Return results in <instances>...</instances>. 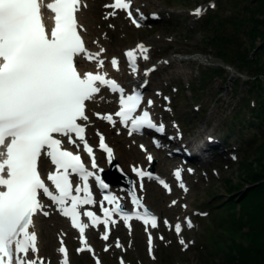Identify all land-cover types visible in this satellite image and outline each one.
Segmentation results:
<instances>
[{
    "label": "snow or ice",
    "instance_id": "snow-or-ice-1",
    "mask_svg": "<svg viewBox=\"0 0 264 264\" xmlns=\"http://www.w3.org/2000/svg\"><path fill=\"white\" fill-rule=\"evenodd\" d=\"M83 7H87L83 0H0V264H45L38 255V235L33 220L38 214H49L45 210L48 206L45 198L58 205L62 215L78 229L83 246L76 249L77 253L93 251L85 238L89 225L81 221L80 208L95 203L89 187L90 178L102 189H107L108 185L86 166L80 153L90 158L91 169H98L94 149L85 134L90 120L88 104L104 99L100 95L102 88L119 94V109L114 115L125 127L131 125L129 134L141 129L164 131V125L155 123L147 109L141 110L143 96L139 91L133 89L131 94H126L117 80L108 78L107 72L79 70L81 60L94 62L96 68L103 69L101 56L106 51L100 47L98 52H92L86 47L82 35L86 29L78 19ZM104 7L112 10L108 13L110 16H115L116 10L124 11L131 22L140 27L138 20L133 18L131 0H114ZM202 11L197 8L193 14L200 16ZM135 12L139 13V9ZM138 53L143 60L149 59L148 48L142 43L124 53L133 74L138 71ZM110 63L119 70L115 57ZM154 70L155 66L145 69L144 74L147 76ZM153 103L147 100L149 107ZM93 115L110 124L116 123L113 114L94 112ZM97 135L99 148L111 161L112 149L102 134L98 132ZM141 148L146 151L143 145ZM43 159L50 161L49 170L44 173L39 166ZM147 159L151 162L153 157L148 155ZM133 171L141 178H151V173L136 167ZM173 174L180 180L179 169ZM74 176L79 181L75 187ZM159 182L168 188L163 180ZM180 187L184 188L183 183ZM104 200L115 208L111 211L102 208L103 220L92 211L83 212L92 226L105 227L102 239L109 238L107 226L113 211L120 213L126 223L135 218L153 229L158 227L157 217L144 208L134 191L131 201L137 208L144 209L142 214L124 212L115 195L105 196ZM163 223L173 227L167 220ZM186 223L192 227L190 220ZM174 230L177 236L181 234L180 222L174 225ZM179 243L187 246L183 239ZM60 244L58 252L63 255L60 264H69L63 240ZM116 247H121L118 241ZM148 249L151 254V234Z\"/></svg>",
    "mask_w": 264,
    "mask_h": 264
},
{
    "label": "rangeland",
    "instance_id": "rangeland-1",
    "mask_svg": "<svg viewBox=\"0 0 264 264\" xmlns=\"http://www.w3.org/2000/svg\"><path fill=\"white\" fill-rule=\"evenodd\" d=\"M105 1L108 0H91L92 3L98 4L100 9L103 8L102 3ZM207 1L137 0V5L147 11L155 10L163 14V19L152 23L151 27L144 25L134 28L121 15L105 20L104 11L95 16L96 25L101 34L118 49L133 46L137 41H145L152 47L148 64L156 63L164 58H171L170 64L162 63V67L153 74L151 81L153 90L163 89L166 95L169 93L173 97L171 101L173 111L164 99H161V104L156 111L159 116L162 114V117L168 119L171 124L170 128L175 129V118L178 119L186 132V137L193 140L199 139V137L203 138L212 131L221 136L225 134L231 136L236 133L232 129L235 122L234 115L236 110L243 106L242 100L247 88L245 78L238 75L237 72L240 71L243 75L245 73L250 75L251 72L231 60L224 62L216 52L214 44L209 40L216 31L224 30L228 33L236 29L237 36L242 39L240 48L248 46L250 42L247 38L248 34H246V20L242 19L245 16L242 9L243 0H240L238 7L230 0H217L216 8H208L209 14L215 17L210 26L202 23L200 17L190 13L189 10L195 4ZM95 9L96 7H94L93 14H96ZM213 25L214 27H212ZM256 43L259 44V40ZM232 51H234L233 46ZM180 55L191 59L178 58L177 56ZM226 65L230 66L232 70L228 68L223 71L222 75L227 78L232 74L231 71L234 73L227 79L228 85L224 86L225 84L218 77H212L214 72L211 67L220 71ZM203 73H207L211 78L205 80ZM195 103L199 104V111L195 109ZM112 135L123 141V149L126 153L120 158L117 157V160L124 170H128V163L131 161L139 160L145 163L143 153L137 145L139 140L134 141L124 135H117L115 132H112ZM259 139L261 137L258 139L245 137L243 143L248 148L247 150L246 148L238 150V160L228 162L222 158H214L215 163L209 168L199 169L195 175L189 176V189L187 192H177L175 197L179 198V201L173 208L167 205L171 196L165 195L158 186L149 184L147 200L162 215L175 216L180 212L193 213L199 209L203 212L209 210V214L194 216V227L187 229L183 234L186 242L188 239L193 240V244H188V247L181 246L173 233L166 232V240L157 242L156 259L148 257L145 250V236L141 231H136L133 237L126 234L123 238L124 245L129 247L128 245L131 244L130 248H127V259L132 264L236 263L235 259H227L229 253H225L227 249L224 250V246L226 245L227 248V241L233 239L232 218L238 215L237 207L233 212H230L222 205L216 208H213V205L218 206L220 201L236 198L238 192L233 191L232 187L240 185L242 190V186L249 181L250 171H258L263 156ZM234 140L237 144L235 145L238 146V140ZM131 150L140 153L141 156L134 155L130 152ZM156 157L155 167L168 173L172 165L167 166V163L162 165L164 160L168 161V157L165 153L160 152ZM179 160L177 158V161ZM262 162H264V158ZM183 202L188 205L189 209H182L181 203ZM59 229L60 227L55 229L50 227L48 239L52 243L46 247V250H43V253L53 255L56 252L55 236ZM247 230L248 227L244 226L241 232L234 235L240 236L241 242L245 243L247 238L240 234ZM118 253L119 251L110 261L112 264H117L115 257ZM230 253L236 254L233 249ZM73 257L77 264L88 259L87 254L84 256L74 254ZM106 257L110 260L111 255L107 254Z\"/></svg>",
    "mask_w": 264,
    "mask_h": 264
},
{
    "label": "trees",
    "instance_id": "trees-1",
    "mask_svg": "<svg viewBox=\"0 0 264 264\" xmlns=\"http://www.w3.org/2000/svg\"><path fill=\"white\" fill-rule=\"evenodd\" d=\"M241 1L230 0L237 7ZM242 9L245 16L241 18L246 20V34L250 42L247 47L240 48L242 39L237 36L236 29L228 33L224 30L216 31L209 40L214 44L216 52L224 62L231 60L250 70L251 76L255 77L249 81L248 91L258 100L257 116L260 117L264 114V0H243ZM214 19L212 14H207L203 23L210 26ZM258 40L259 44L256 43ZM232 46L234 51H232ZM222 71L216 70L219 74ZM205 76L208 77L206 73ZM260 148L263 156L258 171H250L249 181L242 186V190L240 185L232 187L233 191H238L236 198L223 201L224 209L233 212L237 207L238 211V215L232 218L233 239L227 241V248L226 245L224 246V250L227 249L225 253H229L227 259H235L236 263L233 264H264V162H262L264 136ZM244 226H247L248 230L242 231L240 235L245 236L247 242L242 243L240 236L237 237L234 234L241 232ZM248 242L249 245H247ZM232 249L236 254L230 253Z\"/></svg>",
    "mask_w": 264,
    "mask_h": 264
},
{
    "label": "bare ground",
    "instance_id": "bare-ground-1",
    "mask_svg": "<svg viewBox=\"0 0 264 264\" xmlns=\"http://www.w3.org/2000/svg\"><path fill=\"white\" fill-rule=\"evenodd\" d=\"M83 3L87 5V7H83L80 12V18L84 25L86 26V39L87 44L89 45V48L95 52H98L100 47H103L106 51L102 54L101 58H104V68L98 69L96 68V65L94 62H85L81 60L79 63L81 65V70L87 71V70H94V71H101V72H107L108 76L110 78L115 77L122 82H126L130 79H132L135 74L128 71V68L126 67H119V70L117 71L111 66V59L113 58L112 54H122L123 50L127 47L120 48L116 45L111 44L109 41H107L104 36L101 34V32L98 29V26L96 25L97 20L95 19V16L101 12V9L98 7V4H94L91 2V0H83ZM97 5V6H96ZM94 7H96L95 12L96 14H93ZM92 11V12H91ZM93 41H96L97 43H93ZM131 47V46H129ZM107 56V57H106ZM145 75V74H144ZM143 76V75H142ZM153 78V77H152ZM104 97L103 100L98 99L96 102L92 103L90 102L88 104V111L87 114L90 117L89 122H87L88 127V135L92 136L96 132L95 131H106L108 132L110 139L116 144L117 148L116 151L118 153V157L120 158L123 156L126 151L123 149V141L120 138H116L113 135H110V128H108L107 123L104 122V120L99 119L97 116L93 115L94 112H98L101 109H110V107H113L115 105L114 100V94L109 92L107 89L102 88V92L100 94ZM131 153L134 155L140 157L141 154L131 150ZM108 168V165L106 166ZM50 225H58L62 226L64 224V219L59 216H53L52 219L49 221ZM35 228L38 229L40 232V242L42 244L43 249L46 250V247L52 243L51 240L48 239V226L46 219L44 217H36L35 219ZM249 245V242L248 244Z\"/></svg>",
    "mask_w": 264,
    "mask_h": 264
},
{
    "label": "water",
    "instance_id": "water-1",
    "mask_svg": "<svg viewBox=\"0 0 264 264\" xmlns=\"http://www.w3.org/2000/svg\"><path fill=\"white\" fill-rule=\"evenodd\" d=\"M106 179H107L108 181H110L109 177H106Z\"/></svg>",
    "mask_w": 264,
    "mask_h": 264
}]
</instances>
